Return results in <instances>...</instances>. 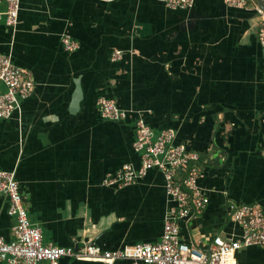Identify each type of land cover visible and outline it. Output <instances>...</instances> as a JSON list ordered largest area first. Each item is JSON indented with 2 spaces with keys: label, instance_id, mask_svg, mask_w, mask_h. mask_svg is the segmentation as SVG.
<instances>
[{
  "label": "crops",
  "instance_id": "obj_1",
  "mask_svg": "<svg viewBox=\"0 0 264 264\" xmlns=\"http://www.w3.org/2000/svg\"><path fill=\"white\" fill-rule=\"evenodd\" d=\"M256 5L194 0L171 9L156 0H20L19 24H0V51L33 78L19 116L0 120V170L15 171L30 221L44 242L116 250L159 241L175 204L157 169L124 185H106L123 164L139 165L134 118L197 152L198 185L209 202L181 222L184 242L238 238L233 205L264 210V61ZM78 42L64 50L61 37ZM120 50L119 58H112ZM127 111L116 122L97 102ZM14 219L0 194V237ZM241 264H264V246L237 250ZM2 264V263H0ZM58 264H108L63 257ZM114 264H144L133 260Z\"/></svg>",
  "mask_w": 264,
  "mask_h": 264
},
{
  "label": "built area",
  "instance_id": "obj_2",
  "mask_svg": "<svg viewBox=\"0 0 264 264\" xmlns=\"http://www.w3.org/2000/svg\"><path fill=\"white\" fill-rule=\"evenodd\" d=\"M171 9H189L194 0H156ZM231 7H249L250 0H224ZM260 20L256 27L257 40L264 61V14L256 6ZM20 0H0V24L14 29L19 24ZM66 51H75L79 44L68 35L61 37ZM121 56L114 51L112 58ZM264 82V75H263ZM32 76L14 63L11 51H0V120L19 116L22 101L34 91ZM103 118L122 121L127 111L111 99L101 97L97 102ZM133 150L139 156V165L123 164L103 180L106 185H124L146 175L149 169L159 170L164 178L167 197L175 204L164 215L159 241L143 242L116 250H104L95 243L81 248L60 247L44 242L41 227L30 221L19 191L15 171L0 170V194L7 198V214L14 219L11 239L0 237L2 264H58L63 257L77 260L116 261L133 260L144 264H241L235 259L237 250L248 246H264V210L259 204L233 205L229 219L241 228L238 238L214 235L202 246L184 242L179 237L181 222L201 212L209 202L198 185L200 155L175 142L176 132L171 128L153 129L143 115L134 118Z\"/></svg>",
  "mask_w": 264,
  "mask_h": 264
},
{
  "label": "water",
  "instance_id": "obj_3",
  "mask_svg": "<svg viewBox=\"0 0 264 264\" xmlns=\"http://www.w3.org/2000/svg\"><path fill=\"white\" fill-rule=\"evenodd\" d=\"M252 1L258 7V9H260L261 12L264 14V0H252Z\"/></svg>",
  "mask_w": 264,
  "mask_h": 264
},
{
  "label": "trees",
  "instance_id": "obj_4",
  "mask_svg": "<svg viewBox=\"0 0 264 264\" xmlns=\"http://www.w3.org/2000/svg\"><path fill=\"white\" fill-rule=\"evenodd\" d=\"M116 122H119V121H116ZM134 123V122H133Z\"/></svg>",
  "mask_w": 264,
  "mask_h": 264
}]
</instances>
